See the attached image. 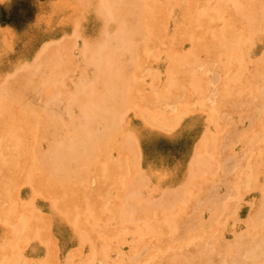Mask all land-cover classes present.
Returning a JSON list of instances; mask_svg holds the SVG:
<instances>
[{"label":"bare ground","instance_id":"obj_1","mask_svg":"<svg viewBox=\"0 0 264 264\" xmlns=\"http://www.w3.org/2000/svg\"><path fill=\"white\" fill-rule=\"evenodd\" d=\"M261 1L217 0L216 7L209 9V0L208 6L205 3L201 4L199 0H166L165 3L163 0H75L78 25L75 27L78 28L80 25V31H83V22L93 20L98 27V32L93 36L77 33L80 41L68 40L61 47L57 44L43 48L28 70L19 73L13 82L0 86V222L4 223V226L5 224L12 226L11 233L6 234L11 238L9 247L7 241V247H2V252L0 250V264H34L33 262L60 264L54 256L53 243H50L54 242L50 241L51 226L49 225L53 223V220L51 218L49 221L45 220L37 212L34 200L38 196L48 200L52 218L70 226V231L79 246L92 245L94 250L89 251V254L91 253L94 259L105 261L103 264H118L110 263L112 249H121L134 242L138 243V246H132L142 249L141 252L147 250L143 254L145 257L140 253L135 254L137 248L133 253L135 260L138 258L142 264H264L263 161L251 168V171L245 165L244 169L251 173L241 175L245 170L242 166H236L237 160L235 161L232 157L236 155L227 154L223 159V156H220L222 161L218 163L222 169H226L227 163L232 161L235 163V166L231 165V167L234 166L232 168L241 167L243 172L240 171L241 176H238L240 184L237 188L245 187L250 192L258 193L252 200L246 197V191L237 190L236 192H239L237 194L234 190L233 195L235 193L237 195L234 196V201L237 200V204L231 206L233 212L230 209V214L237 213L241 206L249 204L247 218L241 224L235 219L234 214L233 221H229L231 216L227 217L228 220H221L225 211H228L227 206H230L227 205L229 202L225 203L226 199L222 201L224 197L218 199L214 195L215 200L214 196L208 195V198L201 200L199 194V198H193V192L199 187L197 191L208 192L207 188L201 187L203 186L202 165L210 163L206 159V154H209L211 148L213 150V142L220 143V140L224 139L222 136V139H219L216 138V134H213L215 135L213 137L212 133L207 131L197 148L195 146L194 157L191 158L192 161L187 168L186 182L164 189L155 199L150 198L152 197L150 190V196L145 195L149 180L147 175L140 171L136 159L138 155L140 156L138 142L144 132L151 130L150 134H158L156 130H161L170 134L168 131L172 130L174 124L178 125L185 120V117H189L190 102L182 98L192 92L191 87L187 88L185 83L194 79H190L189 70L193 67L190 66L189 69L188 63L191 61L189 57H199L202 50L203 56L206 57L204 59L208 60L214 55L212 50H229L234 48L235 46L231 45L235 44H238L236 48H240V43H243L242 46L244 45L245 48L250 46L249 44L254 46V42L264 46V4ZM98 17H106L114 22L105 26ZM215 23H221L223 37L210 25ZM196 28L200 29L197 31L202 36L198 42L193 40L191 33ZM75 31L74 28L72 31L74 35H76ZM157 39L167 40L164 49H161ZM185 41L189 43L191 41L190 44L195 48L183 54L179 47L183 49ZM52 44L56 43L52 42ZM232 50L235 52L236 49ZM262 51L259 55L264 60V49ZM241 52L245 54L242 50L239 52L240 56H238L241 59L234 57L238 65L243 62ZM227 55L233 54L227 53L224 55L225 58L228 57ZM231 57L227 59L231 60ZM261 57L260 60H262ZM162 58L168 61L165 72L161 73L160 70L153 69V72L147 75L146 60H149L148 67L152 69L151 64L163 62ZM220 58L219 55L217 59ZM258 58L254 59L258 60ZM227 59L225 61L228 65ZM248 59L251 65L250 61L254 59L250 60L249 57ZM207 60L203 64H208ZM260 60L259 65L263 62ZM218 62L223 64L222 61V63ZM245 63H242L244 69L249 64ZM231 66L234 67V65ZM239 66L238 69L234 67L236 69L233 68V72L227 71L228 74L234 73V70H237L235 72L237 74L240 71ZM255 67L257 70V66ZM193 70L196 76L195 69ZM261 73L258 75L260 78L264 76ZM243 74L248 73L244 71ZM12 75L11 77H15ZM201 76H196L194 79L196 81L193 83L200 82L199 79L204 77ZM244 78L246 82H256L247 80L248 77ZM233 80L236 81V79ZM233 80L231 78L229 82L234 83ZM241 80L240 83L236 81L238 86L244 84ZM193 86L196 92L199 87L195 84ZM262 86L264 85L260 86L261 89H264ZM254 87L255 84L252 88ZM256 87V90L251 92L253 94L251 101L248 99L251 94L242 96L243 100L238 97L234 101L239 104L238 106L243 107L245 103L254 102L255 104L258 100L259 104L257 103L256 107L259 112L256 110L255 114H259L264 112V91ZM236 88L234 90H237ZM189 90L191 91L188 93ZM223 93L224 102L221 105L225 104L229 98L226 91ZM173 100L180 108L174 111L165 110L166 104ZM228 104H231V101L226 105ZM221 105L220 107L224 108ZM251 111H254L253 108L250 111L244 110L245 118L249 119L248 124H250L247 130L241 126L228 128L230 122L226 121L230 136L224 142H230L232 137L256 140L253 138L254 133L260 124L262 126L264 119H260L262 121L260 123L259 116L252 115ZM130 113L132 118L129 116ZM225 115L218 118L216 114H212L209 117L210 122L213 124L221 122L220 118L224 120L227 117ZM134 117L137 119L134 120ZM262 129L264 128L260 129L261 133ZM219 131L224 130L219 128ZM251 141L248 143L251 144ZM260 141L262 139L259 143ZM256 142L253 141L251 146ZM232 144L237 145V142ZM222 145H224L223 148H230L226 146V143ZM255 145L257 146V143ZM218 149H216L217 154ZM245 155L251 161L253 152ZM247 158H244L246 163L249 162ZM243 161L240 162L241 165ZM214 164L217 165V162H213ZM218 170L223 171L220 168ZM211 173L215 177L212 171ZM126 174H128V180L126 178L127 182L122 183H126L125 187L121 185L124 188L122 189L118 183L123 175L127 176ZM222 174L226 175L225 172ZM234 178L232 182H235ZM214 182H208L212 184V188L215 185ZM19 183L30 187L25 204L17 202V196L19 197L20 194L15 195V191ZM208 183L206 181L204 184ZM91 184L95 186L92 187ZM230 184L233 186L234 183ZM224 185L223 187L226 186ZM112 187H114L113 190H111ZM123 191H125L124 194ZM224 192L228 195L227 192L231 191ZM233 195L227 199L231 201V198L234 199ZM104 198L106 201L111 200L112 203H115V198L116 200L122 198L120 202H117L118 213L121 214V217L117 218L119 222L124 223V226L121 227L120 224L118 228L121 227V231L126 233L121 234L123 232L120 233V230L114 227L115 230L108 229L109 231L102 233L103 235L99 233L98 235H102V238L96 234L98 226L95 224L97 226L95 228L93 225L98 216L106 212L105 208L109 205ZM220 200L225 204L222 205ZM201 201L205 203L200 205ZM108 211L110 214V210ZM106 222L107 225L108 222L110 224L109 220ZM90 225L93 228L89 227ZM105 227L103 226V230L107 228ZM99 228L97 229L102 230L101 227ZM1 232L3 230L0 228ZM32 239L50 243L51 245L46 244V246L50 245L51 247L47 248L51 250H47V257L41 262L32 260V263H29L31 261L27 262L26 259L21 263L20 259L24 253L20 256L19 252L22 251L18 252V246L25 243L26 247H23L27 250V245L33 242ZM28 240L31 242L29 243ZM74 253L65 259L64 264H76L75 258L72 257ZM1 255L4 256L1 257ZM134 262L129 261L128 264H134Z\"/></svg>","mask_w":264,"mask_h":264},{"label":"rangeland","instance_id":"obj_2","mask_svg":"<svg viewBox=\"0 0 264 264\" xmlns=\"http://www.w3.org/2000/svg\"><path fill=\"white\" fill-rule=\"evenodd\" d=\"M216 1L217 0H209L210 5L208 8L210 9L211 7H216V4H215ZM165 2H166V0H163V3H165ZM199 2H201V4L205 3V5L208 6L207 5L208 0H199ZM261 2L264 4L263 0ZM214 4H215V6H213ZM74 6H76L75 0H0V63H1L0 64V86H2L3 84H6V83L8 84V83L13 82L19 73L21 74V73L25 72V70H28L31 67V64H32L33 60L35 59V57L38 56V54L41 52V50H43V48L56 46L57 44H58V47H61L68 40L80 41L77 33L78 34L84 33L85 35L93 36L98 32V27L95 26L93 20H90V21L85 20L83 22V29H84L83 31L84 32L80 31L81 30L80 25L78 28L75 27V25H77V21H76L77 15L75 12H77V11H76V8ZM210 25L213 28H215L216 32H218L222 37L224 36V34L222 33V30H221V28H222L221 23H219V24L215 23V24H210ZM74 28L76 30L75 31L76 35H74L73 34L74 32H72V31H74ZM77 30H78V32H77ZM197 30H200V29L196 28L191 32L192 38L196 42H198L202 38L201 34ZM169 32H171V31L169 30ZM72 34L74 36L71 38ZM75 37H77V39ZM58 41H60V42H58ZM49 42H51V43L55 42L56 44L51 45V43H49ZM157 43L162 47L161 49H164L165 44L167 43V40L157 39ZM190 43H191V41H190ZM190 43L185 41L183 44V49L181 47H179L183 54H185L186 51L195 48ZM242 44L241 43L239 44L241 49L236 48V47H238V46H236L238 44H235V45H231L232 47H234V46L235 47L230 48L229 50H226V49H217V50L214 49V50H212L214 52V55L211 56L210 58H208V60L206 59L208 64L207 63L203 64L204 62H206V60L204 59L206 57L203 56L204 51H202V50L200 51L201 54L199 53V55H200L199 57H194V56H193V58H192V56L189 57V59H191V61L188 63L189 69L191 68L190 66H192L195 69V73H196L195 75L196 76L199 77L202 74H203L202 76H204V77L201 76L202 78L199 79L200 82L198 81L197 84L193 83V81L194 82L196 81V80H194V79H196L195 78L196 76H194L193 68H191V70H193L192 72H191V70H189L190 79H192V78H194V79L191 80V82H189L190 80L185 81V83H186L187 88L191 87L190 89L192 90V92L189 93L191 91V90H189L188 93L190 95L184 96L186 98L182 97L183 99H186L190 102L189 117H185V120H183L178 125L174 124L172 127V130L168 131V133H170V134H167L166 131H161V130H156V132H158V134H150L149 132L151 130H149V132H144V134L142 135V138L140 139V142H138V145L140 147V156L138 155V157L136 158L138 166L140 168V171L142 173H144L145 175H147L148 180H149L148 181L149 185H148L147 190H145V195L148 196L150 193L149 192V190H150V191H152L150 193L152 197H150V198L155 199V198L159 197L160 193L164 189L175 187L177 184L181 185V184L186 182V180H187L186 179L187 178V168L192 161L191 158L194 157V155H193V154H195L194 151L196 150L198 143H200L202 138L204 137L203 135H205V133L207 131L212 133V135L216 134V138L222 139L221 138V136H222L224 139L220 140V143H219V141H216L217 144L215 142H213V144H214L213 150L211 148L210 151L208 152L209 154H206L207 155L206 159H207V161L209 160L210 163L207 165H206V163H204L202 165V170H201V172H202L201 180L203 182V184L201 183L203 185L201 187L207 188L208 192H210L211 195L208 192H204L202 190H201L202 192L197 191L200 188L199 186H197V188L198 187L199 188L195 189V192H193V194H194L193 198L194 199L199 198L198 197L199 194H200L199 196H200L201 200H203V198H206L208 195L209 196L215 195L218 199H220V198L223 199V197H224V199L222 201H224L226 199L225 203L229 202V204H227V205H230V206H227L228 211H225V213H224V215L226 217H224V215H223V218H221V220H228L229 218H227V217H230V216L232 217L234 214V216L236 217L235 219H237V221H239V223L241 222V224H242V221H244L247 218L249 204H245L246 206H241L239 208V210L237 211V213L230 214L231 210H232L231 212H233V209L231 206H234L235 204H237V200L234 201L235 200L234 196H237L236 193L239 194V192H242V191L245 192L246 191L245 192V193H247V194H245L246 197L248 199L253 200L257 197L258 193L255 191L250 192L247 188L245 189V187H243L244 189L242 187L237 188L240 184L238 176L243 172L242 169H244L245 165H247L246 168H248V170L251 171V168H253L255 165H257L259 162H261V161L264 162V151H262L264 149V145H262V144H264V136H263L264 135L263 134L264 129H262L263 130L262 133L260 130L261 128H264V127H262V126H264L263 125L264 122L262 123V126L260 124V126L257 127V131H255V133H254L255 137H253V138L256 140L243 139L241 137H239V138L232 137L230 142H224V140L230 136V132L228 131V128L233 127V126H238V127L241 126L243 129L245 128V130L249 129V128H247L250 125V124H248L249 119L245 118L246 113H244V110L250 111V109L253 108L254 111H251L252 115L254 114L255 116L256 115L259 116L258 117L259 122L262 119H264L263 118L264 112L259 113V114L258 113L255 114L256 110H258L256 107L259 104L258 100H256L258 104L257 103L254 104V102H252V104H250V103L243 104L244 108L242 107V105L238 106L239 104H236L234 101L235 98L239 97L240 99H242V96H244V95L248 96L249 94H251L252 90L254 91L256 86H257L256 88L259 89V87L261 85H264V84H262V82L264 83V81L262 80V77H264V76H262L261 78L258 76V75H260L259 73H261V71L264 72V60L259 55L261 53V51L264 49V46L261 43H255L254 42V46L249 44L250 46H247L248 48L247 47L245 48V47H243L244 45L242 46ZM245 44H247V43H245ZM250 47H252V48L250 49ZM232 49H236L235 52ZM248 49L250 51H248ZM241 50L243 51V53L245 52V54H242V52H241V54L243 55L242 56L243 62H242V60H240V61L243 64L245 62H247V64L249 63L248 57L250 58V60H253L254 58H258L256 56H260L262 60H260V57L258 58V60L254 59V61L257 60V62H255L256 65L253 64L254 61H250V62H252L251 65H250V63L248 65L245 63L247 65V66H245V69H246L245 70L242 63L239 64L240 65L239 66L238 63H236L237 60L235 59L237 57H238V59H241L239 57L240 56L239 52ZM233 52L235 53V55ZM227 53L228 54L232 53L234 55V56L233 55H227L229 58L232 56L231 60H228L229 59L228 57H227L228 59L225 58L226 56H224V55H226ZM262 53H263V51H262ZM219 55L221 58L217 59ZM263 57H264V54H263ZM147 58H148V56H147ZM214 59H216V60H214ZM225 59H227L228 65H227ZM162 60H164V61L159 63V64H156V63L151 64L152 69H150L148 67V65H149L148 61L149 60H146L147 64L145 63L146 64L145 65L146 66L145 73L147 75H149L148 73L151 71L153 72V69L156 71L160 70L161 73L165 72V69L168 66L167 65L168 61L166 58H162ZM201 60L202 61L204 60V61L202 62ZM259 60L263 61L262 64H260V65H259L260 62H258ZM196 61H199V62L197 63ZM218 61H220V62L222 61L223 64H226V65L220 64ZM193 62H195V63H193ZM192 63H193V65H191ZM229 64L234 65V67H236L237 69L239 66V69L241 72L238 70L239 72H237V74H235V72L237 70L236 71L234 70V73H231V72H233L234 67H232ZM28 65H30V66H28ZM223 66H225V68ZM228 66H229V68H228ZM255 66H257V70H256ZM25 67H27V68H25ZM240 67L241 68L243 67V69H241ZM23 68H24V70H22ZM236 68H234V69H236ZM251 69H254V70H251ZM243 70L248 74L244 75ZM249 70H250V73H249ZM255 70L257 72H255ZM16 71H18V72L15 74L14 72H16ZM227 71H231V72H229V74H228ZM263 72L261 73V75L264 74ZM256 73H257L258 77L256 76ZM12 74H14L15 77H11ZM251 74H253V76ZM14 75H12V76H14ZM239 75L241 77H239ZM198 77H197V80H198ZM244 77H248L247 80L248 79L253 80V81L255 80L256 82H252V81L246 82V78H244ZM225 78H226L227 82L225 81ZM231 78H232V80L236 79V81H239L238 83H240V80L242 79L243 81L241 80V82L242 83L244 82V84H241L238 86V83H236L235 80H233V81H235L234 82L235 84L231 83L232 81L229 82V80H231ZM239 78H240V80H239ZM258 78H260V80ZM191 83L195 84V86L198 85L197 87H199V88L196 89V92L194 90L195 87ZM245 83H247L246 84L247 87L245 86ZM249 83L252 86H254V84H255L254 89L252 88V86ZM236 84H237V86H236L237 88L235 87ZM232 86H234V87H232ZM240 86H242V87H240ZM205 87H206V89H205ZM245 87H246V89H245ZM263 87L264 86H262V88ZM235 88L237 90H234ZM228 89H230V90H228ZM260 89H261V87H260ZM206 90H207V92H206ZM219 90H220V92H219ZM241 90H243V92ZM261 90H262V92L264 91V89H261ZM223 91H226L229 94L228 95L229 98H228L227 102L231 101V104L233 103L231 108H230L231 104L226 105L227 102L225 104L223 103V105H221L222 102H224ZM234 92H237V93L234 94ZM231 93H233V94H231ZM198 94H200V95H198ZM218 94H220V95H218ZM252 95L253 94L248 96V99L250 101L252 100ZM200 96H201V98H200ZM220 98H222V99L219 100ZM199 99L202 100L203 102L201 103V101ZM240 99H238V100H240ZM174 101L175 100L169 101L168 104H166V106L164 107V109L167 111H174L175 109H179L180 107H178L177 102L175 101V103H174ZM191 104H192V107H191ZM218 104H219V107L221 105L224 108L220 107L221 108L220 109L218 107ZM233 105H234V107H233ZM235 105H236V107H235ZM250 105H251V107H250ZM253 105H254V107H253ZM240 107H241V109H239ZM233 108H235V109H233ZM216 110H218V111H216ZM231 112H233V113L231 114ZM257 112H259V110ZM212 114H216V116L218 118L226 114L225 116H227V117H225L224 120H223V118H220L221 122L224 121V123L222 122L224 125L221 122H218L219 124L218 123H216V124L211 123L209 117ZM260 115H262V116L260 117ZM129 116H130V118H132V113H130ZM135 119H137V118L134 117V120ZM227 119H231V120L229 121ZM242 119H244V120L242 121ZM246 120H248V121H246ZM226 121H228V123L229 122L230 123L228 124ZM225 123H226V126H225ZM227 124L229 126L228 128H226ZM217 126H219L218 130L216 129ZM222 126H223V129H222ZM219 128H220V130H224V131L223 132L219 131ZM258 128H260V129L258 130ZM218 131H219V133H218ZM214 136L215 135H213V137ZM261 139H262V141H260V143H261V145H260L259 140H261ZM244 140L246 141L247 144L245 143ZM251 140H253L254 142L258 141V142H256L257 146L255 145L256 143L255 144L253 143V145H255V146H253V145L251 146V144L253 142ZM221 141L223 142L222 144L226 143V146H230V148H228V147L223 148L224 145L221 144ZM249 141H251V144L248 143ZM236 142H237V145H234L235 146L234 147L232 143L236 144ZM195 146H196V148H195ZM249 146H251V147H249ZM245 147H247L246 148L247 150L245 149ZM217 148L220 149L221 154L219 152V149H218V154H217V151H216ZM260 149H261V151H260ZM250 152H253L252 159H250L251 161H249V158H247L245 155L246 153H250ZM232 153H233V155H236V156H232ZM240 153L242 155H240ZM227 154H230V156H232L233 159L235 158L234 160L235 161L237 160L235 162L237 164L236 166H242V169H241V167H239V168L237 167L238 169H236V167L232 168L235 166L234 161L227 163L228 167L226 169H222L218 162L222 161L223 158H226ZM209 155H211V156H209ZM248 155L251 156V154H248ZM220 156H223L222 159H220L221 158ZM243 156H245L244 158H247V160L249 162L246 163V161H245L246 159L241 158ZM256 156H257V158H256ZM259 156H261V158ZM255 158H256V160H255L256 163L254 162ZM239 159H241V161L244 160L242 165L240 164L241 161ZM213 162L214 163L217 162V165L216 164L213 165ZM238 163H239V165H238ZM231 165H234V166L231 167ZM209 167H211V168H209ZM217 167L223 171L222 172L220 170L217 171V169H218ZM230 168H232V169H230ZM246 168L244 169L245 171L241 175H247L248 171L246 170ZM228 169H230V170L228 171ZM235 169L237 171L238 170L239 171L237 172ZM211 171L215 174V177L213 176ZM226 171H228V172H226ZM240 171H242V172L240 173ZM263 171H264V166H263ZM174 172H175V174H174ZM220 172H221V174H220ZM223 172H225L227 176L225 174H222ZM245 172H246V174H245ZM124 175H125V173H124ZM124 175L121 178L122 180H120V183H118L119 186L123 185V187H125L126 183H124V184H122V183L127 182L128 174H126L127 176H124ZM203 175L206 177V179H204L205 177H203ZM219 177L221 178L220 180H219ZM234 177H236L237 179H235ZM126 178H127V180H126ZM232 178L235 179L234 180L235 182H232V180H233ZM214 180H216L215 181L216 183L214 182ZM218 180L220 181V183ZM206 181H207V183L209 181L214 182L215 185H213V188L211 186L212 184L210 185V183L204 184V183H206ZM236 181L238 182V184H236L237 183ZM228 182L234 183L233 186H231V184L229 185ZM222 183H223V185L225 183H227V184H225L226 186L224 185L225 187H223ZM204 185H206V186H204ZM23 186L21 185V183H19L18 189L15 191V195L20 194L19 197L17 196V202L25 204L26 197L29 196L28 193L30 191V187L28 185H23ZM90 186L94 187L95 185L91 184ZM123 187H122V189H124ZM209 188H211L212 190ZM226 188H228V189H226ZM113 189H114V187L111 188V190H113ZM225 189L227 191H231V192L230 193L227 192L228 195L224 194V193H226V192H224V191H226ZM234 190H235V192L237 190L239 192H236L235 195H233ZM124 192L125 191H123L122 193L124 194ZM153 192H155V193H153ZM197 192H200V193L197 194ZM214 192H215V194H214ZM232 195H233L234 199L231 198V201H230L229 199H230V197H232ZM216 197L213 199L216 200ZM105 198H104L105 202L108 203L109 205L107 206V208H105L106 206L104 208L106 209V212H108V213L104 212L105 209L102 208L104 210V211L102 210L104 213L101 212V214L102 213L103 214L101 216L99 215L97 218V221L94 223L93 226H95V228L98 226L97 228L101 227V229H102V230H99L100 228L99 229L96 228L95 232L97 235L99 233L104 234V232L109 231L110 229L115 230L116 227L118 228L120 224H121V227L124 226V223L122 221L119 222V220H118L119 218H117V217H121V214L118 213L119 212V209H118L119 205L117 202H120L122 198H120V199L118 198L117 200L115 198L114 199L115 203H112L111 200L106 201ZM227 198H229V199H227ZM236 199H238V198H236ZM222 201L220 200L222 205H224L225 203H223ZM48 203H49L48 200H45L43 196H38V198H35V200H34V206H35L37 212L40 214V216H42L43 218H45V220H48V221L50 220V218L53 220V223L49 224V225L51 226L50 241L52 240L54 242H50V243H53L52 249L55 252L54 256L59 260L60 264H64L65 259L67 257H70L72 255L71 253H74V252H76V253H74V255L72 257H73V259L75 258L74 260L76 261V264H80L79 262H81V264H83V263L84 264H103L105 261H100L98 258L94 259L93 258L94 256H92L91 253L89 254V251L91 252L94 250L91 247L92 245L88 244L85 246H79L78 242L73 237V234L70 231V226L66 225V223L64 224L63 222H59L57 219L52 218L51 213H50L49 208H48ZM201 203L204 204L205 202L201 201L200 205H201ZM218 204H220V203H218ZM218 204H217V206L220 207V205H218ZM103 205H104V201H103ZM103 205H102V207H103ZM108 210H110L111 215L109 214ZM232 218L229 219V221H233L234 218L233 219ZM108 220L110 221V224L108 222V225H107L106 221H108ZM3 224L4 223L0 222V228H1V230H3V232L0 233V246H1L0 250H1V252H2L3 248L7 247V241H8V247H9V240L11 238H10V235H6V234L8 232L11 233V230H12V226L9 227L7 224H5L7 226V228H6V226H4ZM54 224H55V226H54ZM95 224H97V226ZM142 224H144V223H142ZM102 225L104 227H105V225H107L106 226L107 228L105 227L106 229L103 230ZM53 226L56 228L54 229ZM93 226L90 225L89 227L93 228ZM109 226L111 228H109ZM114 227H115V229H114ZM121 227L118 228L120 230V233L123 232V231H121ZM124 233H126V232L124 231L121 234H124ZM101 236H99V237H101ZM32 241L33 242L30 245H27V247H28L27 250H25L26 249L25 243H22V244L20 243L22 246L21 245H19L20 247L18 246V249H19L18 252L22 251V252H19L20 256H22L21 254L24 253L22 256V259H20L21 263H23L24 260H26V259H27V262L31 261L29 263H32V260H35L37 262H41L44 259H46L47 252H48L47 250L50 249L47 247H51L50 246L51 244L40 242V241L34 240V239H32ZM30 242H31V240L29 241V243ZM46 244H50V245L46 246ZM32 245L34 247H32ZM132 245L138 246V243L134 242V243H132ZM132 245H131V243H129V244H127V246L125 245L121 249H114L113 248L112 252L110 253V255H111L110 263L111 262L112 263L117 262L118 264H123V262H124V264H128L129 261L130 262L135 261L134 264H137V262H138V264H142L139 262L140 260L138 258L135 260L136 257H134V256H135V254L137 255L138 253L143 255L146 253L145 251H147V250L144 249L145 251H142L143 252L142 253L141 252L142 249H139V248L134 247ZM11 246L12 245H10V247ZM23 246H25V247H23ZM136 248L138 249L137 251H135ZM134 251H135V254H133ZM80 252L81 253L83 252V254H80ZM52 254H53V252H52ZM79 254L82 256H80ZM3 256L4 255H1V257H3ZM122 256L124 257V259L122 258ZM132 256L134 257V259ZM77 257H79V258H77ZM143 257H145V255H143ZM84 258H86V260ZM33 263L39 264V263H35V262H33Z\"/></svg>","mask_w":264,"mask_h":264},{"label":"clouds","instance_id":"obj_3","mask_svg":"<svg viewBox=\"0 0 264 264\" xmlns=\"http://www.w3.org/2000/svg\"><path fill=\"white\" fill-rule=\"evenodd\" d=\"M98 19H100L101 22H102L105 26H107L108 24L114 22V20H112V19H108V18H106V17H103V18L98 17Z\"/></svg>","mask_w":264,"mask_h":264}]
</instances>
